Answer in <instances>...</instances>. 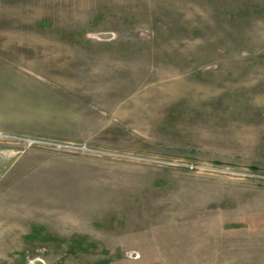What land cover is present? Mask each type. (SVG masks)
<instances>
[{"label":"rangeland","instance_id":"obj_1","mask_svg":"<svg viewBox=\"0 0 264 264\" xmlns=\"http://www.w3.org/2000/svg\"><path fill=\"white\" fill-rule=\"evenodd\" d=\"M37 258L264 264V0H0V264Z\"/></svg>","mask_w":264,"mask_h":264},{"label":"water","instance_id":"obj_2","mask_svg":"<svg viewBox=\"0 0 264 264\" xmlns=\"http://www.w3.org/2000/svg\"><path fill=\"white\" fill-rule=\"evenodd\" d=\"M100 36L104 37V38H108L110 37L109 34H101ZM33 264H48L44 259L42 258H37L33 261Z\"/></svg>","mask_w":264,"mask_h":264}]
</instances>
